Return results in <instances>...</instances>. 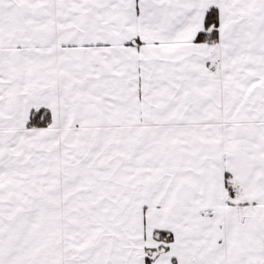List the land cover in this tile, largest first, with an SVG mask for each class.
Here are the masks:
<instances>
[{
    "label": "snow or ice",
    "instance_id": "6c2138e0",
    "mask_svg": "<svg viewBox=\"0 0 264 264\" xmlns=\"http://www.w3.org/2000/svg\"><path fill=\"white\" fill-rule=\"evenodd\" d=\"M0 264H264V0H0Z\"/></svg>",
    "mask_w": 264,
    "mask_h": 264
}]
</instances>
